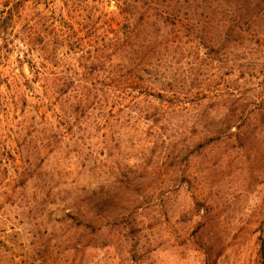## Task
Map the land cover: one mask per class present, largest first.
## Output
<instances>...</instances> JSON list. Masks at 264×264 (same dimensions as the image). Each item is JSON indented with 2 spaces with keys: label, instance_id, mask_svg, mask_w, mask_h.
<instances>
[{
  "label": "rangeland",
  "instance_id": "374dc122",
  "mask_svg": "<svg viewBox=\"0 0 264 264\" xmlns=\"http://www.w3.org/2000/svg\"><path fill=\"white\" fill-rule=\"evenodd\" d=\"M143 1L0 0V264H264V0Z\"/></svg>",
  "mask_w": 264,
  "mask_h": 264
},
{
  "label": "trees",
  "instance_id": "16d2710c",
  "mask_svg": "<svg viewBox=\"0 0 264 264\" xmlns=\"http://www.w3.org/2000/svg\"><path fill=\"white\" fill-rule=\"evenodd\" d=\"M162 3L167 4L166 7H169L172 2H168L167 3L165 0H160V1L159 0H144L142 2V4H144L146 6V8L144 10L146 13H149L150 11L156 10V8L159 7V5L162 4ZM256 6H258V5H256ZM125 12H126V15H131L129 9H126ZM164 13L166 14L168 12L165 11ZM150 18H151L150 15H148L146 17L143 16V18L141 19L142 20V24L143 25L149 24ZM169 18H170L169 15H167V16H165V18H163L160 21H161V23H164V22L169 21L170 20ZM130 20H131V17H130ZM135 30L136 29H129V30H127V32L124 33V35L122 37H126V39H132L133 40L135 38V35H136L135 34L136 33ZM121 38L120 37L115 38V40L113 41L112 47L116 48L117 46H119V44H120V41L119 40H121ZM110 45H111V43H110ZM113 54L114 53H111L110 56H112ZM101 58H102L101 55L100 56L93 57L92 58V63H94V64H97L98 63L99 64L101 62ZM80 103H82V102H80Z\"/></svg>",
  "mask_w": 264,
  "mask_h": 264
}]
</instances>
